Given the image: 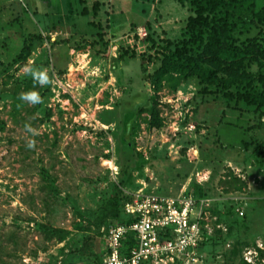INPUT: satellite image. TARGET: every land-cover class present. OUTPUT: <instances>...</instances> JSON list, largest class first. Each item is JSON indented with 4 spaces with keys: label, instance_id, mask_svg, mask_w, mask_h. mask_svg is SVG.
Returning <instances> with one entry per match:
<instances>
[{
    "label": "rangeland",
    "instance_id": "374dc122",
    "mask_svg": "<svg viewBox=\"0 0 264 264\" xmlns=\"http://www.w3.org/2000/svg\"><path fill=\"white\" fill-rule=\"evenodd\" d=\"M194 16L179 0H0V264L90 263L139 189L213 199L202 264H264V106L153 77L185 42L214 64ZM225 44L221 58L264 90V24ZM31 90L39 103L19 98Z\"/></svg>",
    "mask_w": 264,
    "mask_h": 264
},
{
    "label": "built area",
    "instance_id": "2783aa9c",
    "mask_svg": "<svg viewBox=\"0 0 264 264\" xmlns=\"http://www.w3.org/2000/svg\"><path fill=\"white\" fill-rule=\"evenodd\" d=\"M131 196L123 212L129 223H115L104 237L101 264H202L201 247L206 236L213 199L193 192L165 195L143 189ZM240 215L242 209L237 208ZM133 243L126 248L128 237ZM92 263V264H99Z\"/></svg>",
    "mask_w": 264,
    "mask_h": 264
},
{
    "label": "trees",
    "instance_id": "16d2710c",
    "mask_svg": "<svg viewBox=\"0 0 264 264\" xmlns=\"http://www.w3.org/2000/svg\"><path fill=\"white\" fill-rule=\"evenodd\" d=\"M182 3L189 2L196 16L191 17L189 29L194 32L195 44H206V48L213 53V65L205 64V59L198 57L193 53L192 49L186 47L188 43H184L182 47L175 50L167 47V51L163 54L160 67L155 71L153 77L157 84L163 78L172 82L182 81L192 76L198 77L202 82L208 85H214L220 88L226 98H231L234 91L237 96L244 100L248 106L261 108L264 106V90L259 89L256 84L255 77L246 70L241 71L242 64L236 59L228 63L223 58L225 54H221V50L227 45V40L233 39V30L241 25L250 26L254 23L264 24V6L256 9V0H179ZM31 4V1H29ZM37 14V11H33ZM225 25V26H224ZM221 27L222 30H221ZM225 49V48H224ZM30 51V47L25 46L20 57H25ZM191 51V52H190ZM233 59V58H232ZM223 63H227V67L221 69ZM229 65V66H228ZM215 67V68H214ZM224 74H220V71ZM152 127L160 128L163 125V119L159 109L151 106ZM235 185V184H234ZM135 191V190H134ZM196 197H207L194 193ZM131 196L125 192L122 196L120 204V218L117 223H129L131 217L123 212L124 203ZM115 224V223H114ZM133 243V238L128 237L125 242L126 248ZM204 244V242H203ZM101 254L90 263H99ZM101 264V263H99Z\"/></svg>",
    "mask_w": 264,
    "mask_h": 264
},
{
    "label": "clouds",
    "instance_id": "9594fccd",
    "mask_svg": "<svg viewBox=\"0 0 264 264\" xmlns=\"http://www.w3.org/2000/svg\"><path fill=\"white\" fill-rule=\"evenodd\" d=\"M31 74H32L34 85L35 84L44 85V84L49 83V78H48V75L46 74L45 71H39V72L33 71ZM19 98L21 100L28 101V102L33 103V104L40 102V96L35 90H31L28 92L21 93ZM26 129L29 132H33V130L30 127H28L27 125H26ZM33 134H35V133L33 132ZM31 146H32V144L30 142L28 144V147H31Z\"/></svg>",
    "mask_w": 264,
    "mask_h": 264
}]
</instances>
